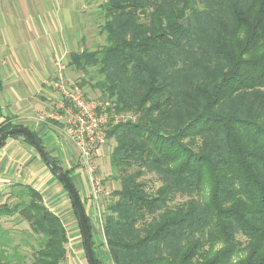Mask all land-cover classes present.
Here are the masks:
<instances>
[{"label": "trees", "instance_id": "trees-1", "mask_svg": "<svg viewBox=\"0 0 264 264\" xmlns=\"http://www.w3.org/2000/svg\"><path fill=\"white\" fill-rule=\"evenodd\" d=\"M97 7L103 43L81 46L79 28L68 63L79 86L136 118L106 132L119 185L103 201L106 258L86 214L96 263L264 264V0ZM22 125L1 120L0 133ZM0 196V264H62L66 229L39 191L14 182ZM12 216L25 226L5 227Z\"/></svg>", "mask_w": 264, "mask_h": 264}, {"label": "crops", "instance_id": "crops-1", "mask_svg": "<svg viewBox=\"0 0 264 264\" xmlns=\"http://www.w3.org/2000/svg\"><path fill=\"white\" fill-rule=\"evenodd\" d=\"M99 3L100 0H0V121L18 122L35 131L48 154L57 159L62 169L71 170V181L94 238L99 235L98 241V211L104 208L106 196H91L84 170L78 164V150L62 132L61 124L40 122L35 113L48 109L58 98L49 86L50 80L61 76L69 84L76 83L68 77L72 72L68 55L78 43V30L72 32V25L80 26L76 20ZM14 182L29 184L39 191L43 204L66 229L68 253L64 261H81L82 237L70 198L35 148L20 136L7 137L0 147V193ZM3 199L0 196V201ZM99 246L100 254L106 258V245Z\"/></svg>", "mask_w": 264, "mask_h": 264}, {"label": "built area", "instance_id": "built-area-1", "mask_svg": "<svg viewBox=\"0 0 264 264\" xmlns=\"http://www.w3.org/2000/svg\"><path fill=\"white\" fill-rule=\"evenodd\" d=\"M49 86L57 93L58 98L48 109L36 111V119L40 122L54 121L61 124L62 132L78 150V164L84 170L91 196L94 199L108 196L110 192L100 176L95 152L106 142L109 126L129 119L135 120L136 115L115 112L109 101L88 98L81 86L77 83L69 84L61 76L50 80ZM103 210L104 208H99L98 221L100 241L105 243L101 223Z\"/></svg>", "mask_w": 264, "mask_h": 264}, {"label": "rangeland", "instance_id": "rangeland-1", "mask_svg": "<svg viewBox=\"0 0 264 264\" xmlns=\"http://www.w3.org/2000/svg\"><path fill=\"white\" fill-rule=\"evenodd\" d=\"M99 1V0H96ZM97 8V9H96ZM96 8H91L88 9L87 12L81 16L80 18L82 19H74V21H79L80 22V26L78 24H73L72 25V32L79 30V28L83 29V34L82 37L84 38L83 44H81V46H86V47H93L97 44H101L103 43V35L99 33V24H100V18L98 17V14L100 13V10L98 9V7L96 6ZM78 39V38H77ZM78 48L79 45V41L76 44ZM75 47V45H73ZM72 75V76H71ZM81 76L80 72L74 71L72 69V72L69 73V78L73 79L75 81H78L79 78ZM85 91H86V96L90 99H98L97 96V92L91 90L88 86H85ZM131 113V112H129ZM133 114V113H132ZM114 142L113 140L107 141L105 142V145L103 147H99L96 152H95V156H96V161L98 164V168H99V173L101 178H103V183L106 186V188L109 190V192L111 193L112 189H114L115 187H118V182L117 181H113L110 178V167H109V152L113 146ZM145 178H150L151 181L149 182L150 184L155 183L156 181H154L153 177H150L149 175H147ZM157 185V182H156ZM110 195V194H109ZM108 195V196H109ZM107 197V196H106ZM104 198V197H103ZM106 198L103 199V201ZM2 223L5 227H10L13 228L14 230H18L20 228H23V226H25V223H18L17 219L15 216L12 217H4L2 219ZM99 235H97L98 238ZM18 238V236H16V239ZM96 237L95 239V243L97 246V249L101 248L100 243H99V239H97ZM84 251L82 248L81 253L79 254V259H81V261H76L75 264H80L79 262H82V264H88L87 261L85 260V256L83 255ZM62 264H67V262H63Z\"/></svg>", "mask_w": 264, "mask_h": 264}, {"label": "water", "instance_id": "water-1", "mask_svg": "<svg viewBox=\"0 0 264 264\" xmlns=\"http://www.w3.org/2000/svg\"><path fill=\"white\" fill-rule=\"evenodd\" d=\"M14 133H22L26 136L29 141L33 144L34 148L37 150L41 158L45 161V163L55 171L57 178L66 188L70 199L73 203V206L78 215V222L80 226V233L82 237L83 249L85 258L88 264H97L93 255L92 245L90 240V232L87 222L86 213L84 211L82 202L79 198V195L67 173L60 167V165L51 157L48 152L45 150L44 146L36 139L33 131L27 126H16L11 127L7 130H4L0 133V144L2 140L7 138L9 135Z\"/></svg>", "mask_w": 264, "mask_h": 264}]
</instances>
